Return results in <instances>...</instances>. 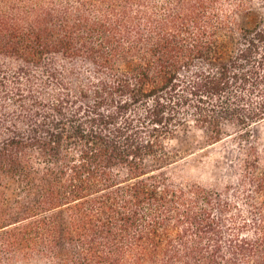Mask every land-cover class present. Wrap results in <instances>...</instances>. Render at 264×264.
I'll return each mask as SVG.
<instances>
[{
	"label": "trees",
	"instance_id": "1",
	"mask_svg": "<svg viewBox=\"0 0 264 264\" xmlns=\"http://www.w3.org/2000/svg\"><path fill=\"white\" fill-rule=\"evenodd\" d=\"M263 121L264 0H0V264H264ZM191 128L236 180L171 175Z\"/></svg>",
	"mask_w": 264,
	"mask_h": 264
},
{
	"label": "rangeland",
	"instance_id": "2",
	"mask_svg": "<svg viewBox=\"0 0 264 264\" xmlns=\"http://www.w3.org/2000/svg\"><path fill=\"white\" fill-rule=\"evenodd\" d=\"M256 18V14L242 16V20L248 25ZM253 135L264 148V121L253 128ZM170 144L182 152L178 161L168 168L177 180L196 181L219 188L236 180L243 155L235 135L209 144L201 131L191 128L181 131ZM16 189L15 183L6 184L5 190L10 197L15 194Z\"/></svg>",
	"mask_w": 264,
	"mask_h": 264
}]
</instances>
